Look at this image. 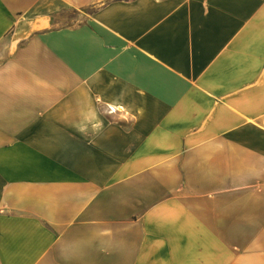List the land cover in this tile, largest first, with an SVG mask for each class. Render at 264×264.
Returning <instances> with one entry per match:
<instances>
[{"label":"crops","instance_id":"0c3cea01","mask_svg":"<svg viewBox=\"0 0 264 264\" xmlns=\"http://www.w3.org/2000/svg\"><path fill=\"white\" fill-rule=\"evenodd\" d=\"M0 264H264V0H0Z\"/></svg>","mask_w":264,"mask_h":264},{"label":"built area","instance_id":"2783aa9c","mask_svg":"<svg viewBox=\"0 0 264 264\" xmlns=\"http://www.w3.org/2000/svg\"><path fill=\"white\" fill-rule=\"evenodd\" d=\"M110 111H111V112H114V111H115V108H111Z\"/></svg>","mask_w":264,"mask_h":264}]
</instances>
